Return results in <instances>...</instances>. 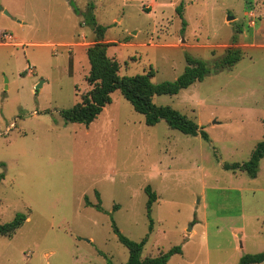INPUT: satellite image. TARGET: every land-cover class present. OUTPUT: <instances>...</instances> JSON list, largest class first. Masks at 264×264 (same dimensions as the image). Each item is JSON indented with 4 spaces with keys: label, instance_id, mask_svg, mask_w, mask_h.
I'll list each match as a JSON object with an SVG mask.
<instances>
[{
    "label": "rangeland",
    "instance_id": "rangeland-1",
    "mask_svg": "<svg viewBox=\"0 0 264 264\" xmlns=\"http://www.w3.org/2000/svg\"><path fill=\"white\" fill-rule=\"evenodd\" d=\"M89 3L120 76L151 69L158 84L182 74L186 55L207 64L201 82L153 102L209 142L147 127L118 91L87 127L61 118L91 89ZM229 47L240 60L214 72ZM263 137L264 0H0V224L27 217L0 236V264H125L114 225L148 235L142 258L179 246L167 264H238L264 251V158L255 178L222 166L247 162Z\"/></svg>",
    "mask_w": 264,
    "mask_h": 264
},
{
    "label": "trees",
    "instance_id": "trees-1",
    "mask_svg": "<svg viewBox=\"0 0 264 264\" xmlns=\"http://www.w3.org/2000/svg\"><path fill=\"white\" fill-rule=\"evenodd\" d=\"M93 6L88 4V8L83 13L84 24L89 25L95 34V40L86 50V57L89 64V71L86 78L91 89L85 93L79 103L69 109L60 112L61 118L66 123L82 124L89 126L102 112L103 108L111 103V94L118 91L121 96L131 105L134 112L144 118L147 127H153L160 121L186 136H200L204 141L209 142L207 133L195 121L188 116L178 112L169 106L155 105L154 97L174 96L181 90L187 89L195 82H201L211 69L207 64L198 59L186 55V67L181 75L174 81H165L158 84L152 82L154 72L150 69L146 74L133 77L120 76L119 64L108 57V43H104L105 28L95 22L91 13ZM181 17V7L176 9ZM74 12L78 11L74 8ZM184 25L185 23L182 22ZM233 44L235 38L232 39ZM241 58L239 48L229 47L225 53L213 62V71L220 72L234 66ZM264 158V137L259 141L247 162L242 164H223V169L232 172H243L250 178H255L258 172L260 161ZM0 166H3L2 164ZM4 179V174L0 173V183ZM146 194L145 210L149 220V231L152 230V219L150 217L151 208L156 201V194L149 186L144 188ZM98 199V195L96 196ZM86 205L90 206L87 198L84 199ZM117 208L116 206L114 207ZM100 211V206H97ZM27 217L20 213L8 223L0 224V236L12 237L15 232L22 227ZM114 232L117 241L128 251V259L125 264H167L173 255L181 254L179 246L172 247L164 253L155 257L142 258V251L147 242L148 235L141 241L130 240L121 234L114 225ZM264 262V251L257 254H245L240 257L238 264H261Z\"/></svg>",
    "mask_w": 264,
    "mask_h": 264
},
{
    "label": "water",
    "instance_id": "water-1",
    "mask_svg": "<svg viewBox=\"0 0 264 264\" xmlns=\"http://www.w3.org/2000/svg\"><path fill=\"white\" fill-rule=\"evenodd\" d=\"M230 19H232V17H228V18H227V20H230Z\"/></svg>",
    "mask_w": 264,
    "mask_h": 264
},
{
    "label": "built area",
    "instance_id": "built-area-1",
    "mask_svg": "<svg viewBox=\"0 0 264 264\" xmlns=\"http://www.w3.org/2000/svg\"><path fill=\"white\" fill-rule=\"evenodd\" d=\"M6 38H9L8 36H5Z\"/></svg>",
    "mask_w": 264,
    "mask_h": 264
},
{
    "label": "crops",
    "instance_id": "crops-1",
    "mask_svg": "<svg viewBox=\"0 0 264 264\" xmlns=\"http://www.w3.org/2000/svg\"><path fill=\"white\" fill-rule=\"evenodd\" d=\"M261 264H264V262H263V263H261Z\"/></svg>",
    "mask_w": 264,
    "mask_h": 264
}]
</instances>
